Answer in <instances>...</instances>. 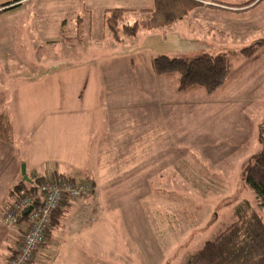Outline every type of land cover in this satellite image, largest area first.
Wrapping results in <instances>:
<instances>
[{"label":"rangeland","instance_id":"1","mask_svg":"<svg viewBox=\"0 0 264 264\" xmlns=\"http://www.w3.org/2000/svg\"><path fill=\"white\" fill-rule=\"evenodd\" d=\"M50 1L32 0L11 16L0 12V117L12 135L10 145L0 144V172L9 163L12 168L14 159L19 182L22 165L33 179L32 168L48 161L66 169L63 179L50 177L55 180L98 172L106 158L118 168L120 161L124 167L130 161L146 167L126 168L124 178L116 174L113 182L90 179L93 193L61 208L75 207L53 236L57 249L49 252L47 236L31 264H53L54 258L56 264H186L235 221L240 203L256 206L244 175L263 150L264 55L250 66L251 59L232 53L264 43V0L255 9L263 10L256 29L249 28L255 12L210 7H217L211 2L235 6L245 0H209L183 20L139 29L134 38L118 28L119 43L103 26V13L124 9L119 26L131 27L147 17L152 0ZM219 53H228L231 61L223 93L182 94L172 80L150 91L105 90L108 72L127 80L123 71L132 68L140 78L153 57L191 60ZM118 95L126 96L127 110L119 116L112 113ZM100 146L145 150L101 152ZM131 169L145 176L132 178ZM99 217L106 222L95 225ZM81 220L92 225L82 237L72 226ZM56 223L55 218L52 226Z\"/></svg>","mask_w":264,"mask_h":264},{"label":"trees","instance_id":"2","mask_svg":"<svg viewBox=\"0 0 264 264\" xmlns=\"http://www.w3.org/2000/svg\"><path fill=\"white\" fill-rule=\"evenodd\" d=\"M256 0H245L240 5L230 6L209 0H153V10L147 17L134 23L131 27L119 26L123 20L124 11L119 9L109 10L104 15V27L117 43L121 42L118 28H122V35L134 38L139 29L155 30L171 26L186 18L193 10L206 6L205 3L226 6L230 10H248ZM261 1V0H260ZM260 1L251 6H257ZM19 0L0 6V12H6L19 6ZM213 8H219L210 6ZM264 43H257L238 53L241 57L252 60L258 59L264 52ZM152 73L156 77H177L176 89L179 93L190 94L203 90L207 95H212L224 88L230 82L231 61L228 53L215 55L202 54L194 59L168 58L166 56L153 57L150 62ZM11 127L0 117V140L10 139ZM260 141L263 150L254 156L244 175V184L255 196L256 206L243 201L235 209V221L220 232L213 240L205 242L203 247L186 264H264V136L260 129ZM87 181H92L84 177ZM30 182L20 181L12 195L19 190H25L38 199V185L45 177H33ZM64 181V180H61ZM68 181H72L71 179ZM36 186H33V183ZM93 184V183H92ZM94 185V184H93ZM93 193V192H92ZM91 193V194H92ZM71 203H64L61 208ZM61 208L57 209L52 219L61 216ZM53 224V222H52ZM47 238V233L45 239ZM44 239V241H45Z\"/></svg>","mask_w":264,"mask_h":264},{"label":"crops","instance_id":"3","mask_svg":"<svg viewBox=\"0 0 264 264\" xmlns=\"http://www.w3.org/2000/svg\"><path fill=\"white\" fill-rule=\"evenodd\" d=\"M14 1H17V0H9L8 2L0 3V6L8 4V3H12ZM21 1L19 2V5H20L19 7L5 12L4 16L5 15L11 16V14H13L17 10H19L24 4L29 3L32 0H21ZM43 1L47 2V0H40V2H43ZM52 1H56L57 3H60V2H66V1L72 2V1H76V0H52ZM52 1H50V2H52ZM258 1H260V0H258ZM262 1L263 0H261L260 3ZM257 6H255L254 8H252L250 6V8H248V10H244V12H247V14H250V15L254 14V12H255V14L250 17L249 28L256 29L257 24L260 23L259 20H256V18L258 17V13H262L263 10L255 11ZM217 7H219V8L211 7V10H218V11H224V12L225 11H227V12H238L237 10L232 11V10H230V8H228L226 6L217 5ZM200 8H202V7H200ZM114 9H119V10H123L124 12H126V10L120 9L119 7H116ZM114 9H110V10H114ZM152 10H153V8L148 10V12L152 11ZM211 10H210V12H211ZM106 11H109V10H106ZM105 12L103 13V22H104ZM263 14H264V12H263ZM124 15L126 16V14H124ZM259 15H262V14H259ZM103 26H104V24H103ZM263 40H264V38H263ZM263 55H264V53H263ZM262 58H263V56H262ZM260 59L261 58L254 60V61L250 60V61H247V63L250 64V66H252L253 64L259 62ZM262 62H264V60H262ZM261 71L264 72V64L261 66ZM123 74L127 75V78H128L127 80H124L122 78H119V77L113 75L112 71L108 72V74L106 75V78H105L106 79L105 90L107 93L150 91L153 89L154 86H155L154 89H161L162 87H165L166 84H168V85L172 84V82H169V80L173 81L174 90H176V87H175L176 86L175 85L176 77H173V78L156 77L153 75L151 67H150L149 71L146 70L143 73L144 75L140 78H136L133 76L134 71L132 68L123 71ZM123 74H120L119 76L123 77ZM160 81H163V82L165 81L168 83L161 85ZM226 86L217 92L223 93L224 91L227 90ZM193 93H190V94H193ZM190 94H188V95H190ZM124 99H126L125 95H118L117 96V102L112 106V113L117 114V116L127 113L126 108L123 106V100ZM246 101H248V99H246ZM123 120L124 119L121 118L120 122L123 123ZM115 121L117 123H119L117 118L115 119ZM112 135H122V134L114 132V134H112ZM11 138H12V135L10 136V139H8L7 141L0 140V144L1 145H10ZM108 148L109 147L104 148L103 146H100L98 150H102L101 152L109 151V152H122V153H124V152H137V151L141 152V151L145 150L143 146L142 147L137 146L135 149L133 147H130V146H120V147H114V148L111 147L109 149ZM106 159L104 160L105 164L98 167V169H99L98 172H96L95 170H90L87 172L88 175L87 174H81L78 172V174L75 176V178H70V179L75 180L78 177H83V178L87 177L89 179H92L97 184H102L101 179H100V178H102V176L105 177V179H103L105 182H113L116 179V176H115L116 174L117 175L120 174V177L124 178L123 175L125 174L126 168H129V167L133 168L134 167V168L140 169L142 166L146 167V164L144 162L138 163V162H133V161H130V164H128L129 167H124V163H122V161H120L121 167L118 168L116 165L114 166V164H113L114 160L110 161V160H106ZM0 164H3L2 161H0ZM8 167H9L8 170L5 169L4 171L0 172V209L3 205H6L7 201H10V198L12 197L11 196L12 191L14 190V187H16L19 183V173L15 168L16 167L15 159L13 160L12 168H11L10 163H9ZM114 168H116V169L113 171ZM65 170L66 169H64L63 166H61V163L59 164V161H52V162L48 161L47 163H44V164H39V165L36 164V167L32 168V175H33V177L37 176V177H42V178L43 177H49L50 178L51 176H54L56 179H63L61 177L63 175L62 173ZM130 173H132V178H135V177H138L137 173H140V172H138V171L136 172L135 170H133V172H132V169H131ZM126 174H129V171ZM143 175L145 176V173H143V172L140 173V176H143ZM129 176H131V175H129ZM119 178H118V180H119ZM66 180H68V178ZM20 181H22V179ZM98 196H99V194H98ZM71 209H75V207L71 206V207H67V208H64L63 210H61V216L57 219V223H56L57 226L55 225L56 227L52 226V222L54 220L53 219L51 220V227H50L49 231L47 232V236L49 239L47 246H48L49 252L50 251L53 252V250L57 249L55 246L54 240H53V236L56 233H60V231L63 230L62 229L63 227L62 226L60 227L62 220L64 219L63 217ZM101 213H102V209H99V210H96L95 214L97 216H99ZM85 215L87 216V214H85ZM86 216H85V219H86ZM104 221L106 222V219H104L102 217H99V220H97V218H95L94 224L96 225V223H100V222H104ZM88 224L89 223L86 220H83V221L81 220L79 222H76L74 225H72L76 231L74 233V235L81 236V237L83 235L85 236L84 232L87 230V227L92 226V225L89 226ZM5 230L6 229H4L2 227V225L0 224V264L5 263V259H6V256L8 254V251L10 250L11 242H12L11 232H6ZM55 260L56 259L54 258L53 264H56ZM35 264H41V263L35 262Z\"/></svg>","mask_w":264,"mask_h":264},{"label":"built area","instance_id":"4","mask_svg":"<svg viewBox=\"0 0 264 264\" xmlns=\"http://www.w3.org/2000/svg\"><path fill=\"white\" fill-rule=\"evenodd\" d=\"M94 185L83 177L55 180L45 177L38 185V199L25 190L11 195L0 209V224L12 234L4 264H30L51 227L53 213L64 203H75L91 195Z\"/></svg>","mask_w":264,"mask_h":264},{"label":"water","instance_id":"5","mask_svg":"<svg viewBox=\"0 0 264 264\" xmlns=\"http://www.w3.org/2000/svg\"><path fill=\"white\" fill-rule=\"evenodd\" d=\"M21 176H22V181L30 182V180L26 177L25 165H22L21 167Z\"/></svg>","mask_w":264,"mask_h":264}]
</instances>
